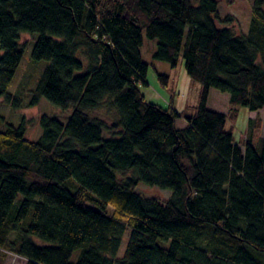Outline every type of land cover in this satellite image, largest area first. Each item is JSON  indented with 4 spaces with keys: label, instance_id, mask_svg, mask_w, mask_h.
<instances>
[{
    "label": "trees",
    "instance_id": "16d2710c",
    "mask_svg": "<svg viewBox=\"0 0 264 264\" xmlns=\"http://www.w3.org/2000/svg\"><path fill=\"white\" fill-rule=\"evenodd\" d=\"M232 19L219 0H0V97L39 108L0 131V264H264V122L250 118L242 143L227 127L264 109V0L246 33ZM23 33L48 62L28 94L9 90ZM145 34L200 83L192 108L145 98ZM212 88L229 113L208 107Z\"/></svg>",
    "mask_w": 264,
    "mask_h": 264
},
{
    "label": "rangeland",
    "instance_id": "374dc122",
    "mask_svg": "<svg viewBox=\"0 0 264 264\" xmlns=\"http://www.w3.org/2000/svg\"><path fill=\"white\" fill-rule=\"evenodd\" d=\"M220 13L224 17L230 15L233 19L230 27L238 32L246 33L248 31L249 22L252 16L253 0H219ZM35 36L29 33L21 35L20 42L24 46V54L21 64L17 70L13 84L10 87V92L16 93L23 90L24 94L30 93L39 81L42 71L48 64L46 60L35 61L32 59V49ZM158 47L156 39H150L145 34V43L141 48L143 59L149 63L147 73L148 84L142 85L141 90L148 101L157 103L163 107H168L172 102L175 109L183 112L187 108H192L196 105L200 93L201 85L193 80L188 74L184 60L181 57L176 67L170 63L157 60L154 54ZM160 74L168 75V84H164L160 78ZM230 95L212 88L209 95L208 107L221 112L229 113L230 111ZM39 108L33 107H12L5 102V97H0V131L5 130L9 124L18 125L23 119L32 122L38 114ZM116 112L107 108H100L95 111V114L106 118L110 122L115 118ZM260 119L264 122V109L259 113L250 111L248 108L241 107L235 119H228L227 127L233 128L234 137L237 143H242L246 139V134L249 126V119ZM187 120L184 117L177 119V126L184 128L187 126ZM263 129V128H262ZM131 175V174H130ZM137 191L149 198H156L161 202H165L172 196V190L159 186H151L144 182L139 183ZM130 230L125 234L119 256L122 257L127 248ZM41 244H46L42 240H38ZM78 255V252L76 256ZM5 264H26L25 259L18 257L15 254L9 253Z\"/></svg>",
    "mask_w": 264,
    "mask_h": 264
},
{
    "label": "crops",
    "instance_id": "0c3cea01",
    "mask_svg": "<svg viewBox=\"0 0 264 264\" xmlns=\"http://www.w3.org/2000/svg\"><path fill=\"white\" fill-rule=\"evenodd\" d=\"M255 113H256V115H257V112H255ZM250 118H253V115H252Z\"/></svg>",
    "mask_w": 264,
    "mask_h": 264
}]
</instances>
